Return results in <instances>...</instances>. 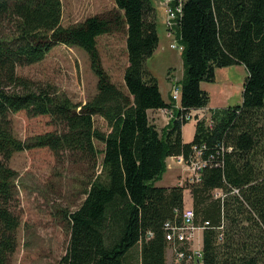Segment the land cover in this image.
Returning a JSON list of instances; mask_svg holds the SVG:
<instances>
[{
    "label": "trees",
    "instance_id": "trees-1",
    "mask_svg": "<svg viewBox=\"0 0 264 264\" xmlns=\"http://www.w3.org/2000/svg\"><path fill=\"white\" fill-rule=\"evenodd\" d=\"M114 2L103 16L64 26L61 0H0V264H10L20 227L12 210L18 173L8 162L15 153L42 148L90 172L83 201L64 212L70 241L59 264H168L170 247L184 254L177 264H264V0L182 1L179 109L164 100L146 68L160 43L154 1ZM117 33L126 35V91L104 69L98 48L101 36ZM60 44L90 58L97 91L84 104L18 75L19 67L44 61ZM234 65L248 71L242 105L210 109L211 122L196 116L194 138L185 142L186 116L210 103L202 82H214L216 69ZM162 109H173L175 117L159 130L149 111ZM20 113L48 118L53 130L19 139L11 117ZM96 117L108 132L96 127ZM194 147L208 161L201 180L158 186L168 158L188 160ZM188 190L195 225L204 227L199 263L191 244L167 239L170 226L183 223Z\"/></svg>",
    "mask_w": 264,
    "mask_h": 264
},
{
    "label": "rangeland",
    "instance_id": "rangeland-1",
    "mask_svg": "<svg viewBox=\"0 0 264 264\" xmlns=\"http://www.w3.org/2000/svg\"><path fill=\"white\" fill-rule=\"evenodd\" d=\"M61 1L64 26L82 22L91 16H103L116 7L114 0ZM155 5L159 6L157 2ZM157 30L160 43L154 55L146 61V68L162 86L168 74H173L175 78L172 81V92L175 82L180 83L184 77L182 52L170 47L173 40L167 38L166 26L161 17L157 18ZM98 48L104 69L112 80L126 91L124 84V73L128 66L126 35L124 33L103 35L98 39ZM17 72L21 77L53 85L59 94L68 96L78 104H84L97 91L98 78L91 68L90 58L85 51L77 47L57 45L47 54L44 61L32 66L19 67ZM215 76L214 82L201 84V88L209 94V107L220 109L242 105L244 86L248 78L245 66L218 68ZM163 93L167 97V92ZM162 114L166 126L175 117V113L172 117L165 112ZM197 114L209 118L210 110ZM11 118L15 134L21 140L53 130L48 118H28L22 113L12 115ZM95 125L104 132L109 131L106 121L101 117L95 118ZM157 126L162 130L159 124ZM195 128L196 118L193 117L184 128L185 141L193 140ZM97 145L100 150L104 148L101 143L97 142ZM8 166L18 173L16 201L12 205V210L20 218L18 247L11 257L10 264H59L68 250L70 241L69 225L63 218L64 212L76 209L83 201L84 182L90 173L89 170L85 166L74 165L68 157H65L64 162H58L54 154L45 148L15 153ZM191 174L188 168L168 158L167 171L157 185L186 186L189 184ZM219 194L218 191L215 193L216 196ZM186 197L192 199L189 190L186 191ZM190 206H193V201ZM202 231L196 232L191 245L193 252L202 249ZM140 249L137 247L132 251L136 260L140 257ZM178 262L180 261L176 260L173 250L169 248L167 263Z\"/></svg>",
    "mask_w": 264,
    "mask_h": 264
},
{
    "label": "built area",
    "instance_id": "built-area-1",
    "mask_svg": "<svg viewBox=\"0 0 264 264\" xmlns=\"http://www.w3.org/2000/svg\"><path fill=\"white\" fill-rule=\"evenodd\" d=\"M161 6L165 11V26H166V35L167 38L172 39L173 42H171L170 47L175 50H179L183 52L184 46L180 43V38L177 35V27H178V19L182 12V1L183 0H154ZM181 94H182V87L179 82H175V85L172 88L171 96L172 100L175 102V108H180V102H181ZM163 112H165L166 115L172 117L174 114L173 109H162ZM199 113V112H197ZM190 113L186 116V120H191L193 117L198 116V114ZM201 118L204 117V115L199 116ZM209 121L212 120L209 117ZM195 154L190 159L185 160L184 157L178 156V157H171L173 161L178 163L179 165H183L186 168H188L192 174L190 176L189 182H199L201 180V172L203 168L208 164V161L203 159V153L201 152L200 148L195 147ZM220 192V191H218ZM221 193V192H220ZM195 214L194 210L192 208L185 209L183 213V223L181 226H175V225H169L170 229L172 230V233L167 235V239L169 241L178 240L180 242H193L195 239L196 232L198 230H203L204 227H198L195 225L194 222ZM208 222L206 223V226H208ZM169 229V228H168ZM194 249H192L193 251ZM177 251V249H176ZM193 254L198 255L201 257L200 251L199 252H193ZM177 256L180 259L184 258V254L181 252L177 253Z\"/></svg>",
    "mask_w": 264,
    "mask_h": 264
},
{
    "label": "crops",
    "instance_id": "crops-1",
    "mask_svg": "<svg viewBox=\"0 0 264 264\" xmlns=\"http://www.w3.org/2000/svg\"><path fill=\"white\" fill-rule=\"evenodd\" d=\"M155 3L156 2L154 1V5H155ZM155 7H156V16H157V18H160L161 17L163 24H165V17H166V15H165L164 9L161 6H156L155 5ZM168 75L169 76L167 77L166 82L163 84V86L160 84L159 80H158V84H159V87H160V90H161V93H162V96H163L164 100L169 103V102H171V86H172V81H173V79L175 77H173V74H171V73H169ZM163 91H166L167 92L166 93L167 94L166 95L167 97L164 96ZM210 109L211 108L208 105L207 110H210ZM162 112H163L162 110L149 111V116H150V119H151V121H152L153 124H155L156 126L159 124L162 127V129H163L166 126L165 125L166 122H164V120H163V114H162ZM198 112H201V110L198 111ZM185 127H186V125L182 129V134H183V131H184V128ZM184 141H185V139H184ZM185 142H187V141H185ZM165 187H168V186H165ZM185 197H186V192H185ZM186 199H187V201H186ZM191 203H192V199L189 198V197L188 198L186 197L185 198V207H191L190 206Z\"/></svg>",
    "mask_w": 264,
    "mask_h": 264
},
{
    "label": "bare ground",
    "instance_id": "bare-ground-1",
    "mask_svg": "<svg viewBox=\"0 0 264 264\" xmlns=\"http://www.w3.org/2000/svg\"><path fill=\"white\" fill-rule=\"evenodd\" d=\"M217 192V191H216ZM215 192V193H216ZM218 197V196H217ZM187 208H192L193 209V207H185L184 208V211H185V209H187ZM184 211H183V213H184ZM207 223V222H206ZM206 223H205V225H206ZM189 244H191L192 245V242H188ZM170 249L171 250H173V252H174V256L176 257V260L178 261L179 260V258H178V256H177V253L178 252H180L179 250H178V248H177V251H176V249L175 248H172V247H170ZM190 249H192V248H190ZM194 255V257H196L197 259L196 260H198L197 262L199 263L201 260H200V256H198V255H195V254H193ZM184 259V258H183ZM183 259H180L179 261H181V260H183Z\"/></svg>",
    "mask_w": 264,
    "mask_h": 264
}]
</instances>
